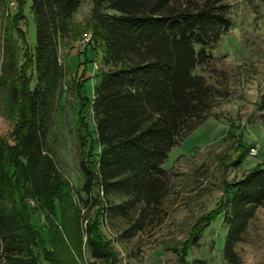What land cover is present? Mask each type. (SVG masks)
<instances>
[{"label": "trees", "instance_id": "trees-1", "mask_svg": "<svg viewBox=\"0 0 264 264\" xmlns=\"http://www.w3.org/2000/svg\"><path fill=\"white\" fill-rule=\"evenodd\" d=\"M23 1L30 4L36 42L26 70L18 69L10 40L5 45L3 74L9 79L14 129L9 139L0 136V264H75L73 251L84 244L93 259L118 264L95 225L83 231L78 203L98 207L103 219L126 220L128 239L163 220L170 190L164 163L185 137L210 118H221L214 109L230 96L229 76L215 68L209 50L233 26L231 5L94 0L91 28L103 66L92 100L100 153L94 167L82 161L84 184L75 192L57 169L51 134L66 76L62 48L77 37L73 17L83 0ZM204 67L213 68L215 81L196 72ZM245 159L243 153L236 163ZM112 196L119 203H112ZM263 206L264 169L258 165L229 184L218 208L199 221L190 245L197 246L221 217L227 226L224 257L237 263L235 249ZM38 209L46 213L42 228L32 221Z\"/></svg>", "mask_w": 264, "mask_h": 264}, {"label": "rangeland", "instance_id": "rangeland-1", "mask_svg": "<svg viewBox=\"0 0 264 264\" xmlns=\"http://www.w3.org/2000/svg\"><path fill=\"white\" fill-rule=\"evenodd\" d=\"M226 1L231 5L233 26L209 53L215 68L229 76L230 96L214 109L221 118H210L185 137L164 163L170 190L163 203V220L128 239L123 237L129 227L126 220L103 219L98 207L78 203L83 231L89 223L95 225L103 243L117 255L118 264H192L196 260L232 264L223 254L227 226L221 217L204 231L197 246L190 245L199 221L218 208L229 184L258 165L264 169V0ZM94 9V0L82 1L73 17L77 37L62 48L66 76L51 134L57 169L75 192L84 184L82 161L94 167L100 153L92 100L103 66L101 45L91 28ZM7 40L18 69L29 68L36 27L30 4L23 0H0V136L9 139L14 121L9 79L3 74ZM212 71L204 67L196 72L215 81ZM28 74L33 75L30 70ZM253 147L255 156L251 155ZM243 153L246 159L236 163ZM111 201L119 203L115 196ZM30 206L37 204L30 201ZM32 221L38 228L46 226V213L38 209ZM73 252L75 264H109L93 259L85 244ZM235 252L238 262L234 264H264V206L257 210Z\"/></svg>", "mask_w": 264, "mask_h": 264}, {"label": "built area", "instance_id": "built-area-1", "mask_svg": "<svg viewBox=\"0 0 264 264\" xmlns=\"http://www.w3.org/2000/svg\"><path fill=\"white\" fill-rule=\"evenodd\" d=\"M257 154V149L255 148V147H253L252 149H251V155L252 156H255Z\"/></svg>", "mask_w": 264, "mask_h": 264}]
</instances>
